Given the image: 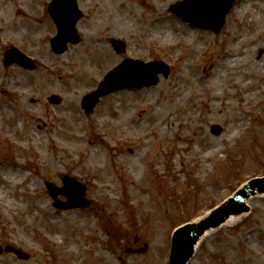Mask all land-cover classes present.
<instances>
[{
    "label": "rangeland",
    "instance_id": "obj_1",
    "mask_svg": "<svg viewBox=\"0 0 264 264\" xmlns=\"http://www.w3.org/2000/svg\"><path fill=\"white\" fill-rule=\"evenodd\" d=\"M0 1L11 7L9 15L0 7V178L11 169L20 173L15 192L0 193V248L13 245L30 255L25 261L0 252V264H169L172 233L178 225L205 215L247 181L264 176V14L254 17L259 23L238 48L228 45L242 38L235 30L246 25L250 15L237 9L250 0H237L217 33L190 26L172 14L170 7L179 0H120L110 6L79 0L85 11L78 25L82 41L70 45L64 55L51 50L57 30L43 16L44 0H33L24 20L16 14L22 0ZM254 1L264 5V0ZM100 6L107 10L95 21ZM129 15L143 21L126 24ZM158 19L171 36L145 34ZM113 39L126 42L124 54L115 51ZM198 39L203 41L199 47ZM12 46L33 57L39 68L6 67L4 52ZM238 50L251 55L252 66L245 72L255 74L250 82L260 88L256 98L240 96L229 103L227 93L238 87L227 88L231 78L222 74L214 90L211 79L224 57ZM129 57L164 61L170 74L161 76L156 86L106 96L86 116L80 98ZM45 81L49 82L44 86ZM52 94H59L64 103H50ZM126 103L132 105L130 116L107 115ZM162 105L168 113L155 126L147 124L142 133L132 134V120ZM69 108L78 114L80 131L73 134L80 138L78 150L62 141L69 131L64 114ZM213 109L223 114L214 117ZM236 116L244 119V126L230 142L229 127ZM147 134L149 143L143 150ZM92 141L107 155L106 161L88 162ZM65 175L87 185L90 207L61 211L53 206L46 183L61 185ZM248 205L250 211L235 227L212 230L189 264H245L256 253L255 246L263 249L264 195L251 198ZM250 233L254 238L249 244ZM226 243L233 249L225 248Z\"/></svg>",
    "mask_w": 264,
    "mask_h": 264
},
{
    "label": "water",
    "instance_id": "obj_2",
    "mask_svg": "<svg viewBox=\"0 0 264 264\" xmlns=\"http://www.w3.org/2000/svg\"><path fill=\"white\" fill-rule=\"evenodd\" d=\"M236 0H185L175 4L172 10L184 21L198 25L202 28L212 29L218 32L225 23L226 15ZM55 4L65 5L68 8H53V19L58 26V34L52 40V49L57 54L67 51L68 43L76 44L80 41L76 24L81 17L76 7V0H56ZM74 5V7H73ZM118 52H122L124 46L116 44ZM6 65L17 63L22 67L33 70L34 62L13 48L5 54ZM168 75L169 69L160 62L145 65L140 62L127 61L111 71L92 94L86 96L83 107L90 114L98 104L102 96L108 95L120 89L141 88L158 82V74ZM53 101L58 102L57 97ZM63 186L47 183L50 195L54 199V206L61 210L87 208L91 201L86 198V186L76 179L65 176ZM264 193V177L249 181L234 197L230 198L222 206L214 210L206 219L199 224H188L175 231L172 239L170 264H187L193 257L195 247L206 231L214 229L224 223L232 215H240L249 210L247 200L256 194ZM60 196L66 198L61 201ZM15 254L19 259L29 260L30 256L13 246L0 248V252Z\"/></svg>",
    "mask_w": 264,
    "mask_h": 264
},
{
    "label": "bare ground",
    "instance_id": "obj_3",
    "mask_svg": "<svg viewBox=\"0 0 264 264\" xmlns=\"http://www.w3.org/2000/svg\"><path fill=\"white\" fill-rule=\"evenodd\" d=\"M98 1H100L106 5H109V6L111 5V2L121 3L120 0H98ZM252 1L253 0H250L246 5H243L242 7H239L237 9L239 11V13L250 15V20L242 28H236L235 32L240 31L242 34V38L240 40L235 39L234 41L229 42L228 45L231 48H238L239 47L238 45L241 42V40L245 36L250 35L249 32L251 31L253 24L259 23L258 20H254V17L262 16L264 14V5L259 1H254V2H252ZM104 4H103V6H104ZM103 6H102V8H103ZM0 7H2V10H1L2 14L9 15L11 13V7L9 4L4 3L3 1H0ZM4 7H5V10H4ZM102 8L100 9L101 13L99 12L95 21H99L98 19H101L100 17L103 16V12H105L104 10H107V7H104L103 9ZM29 9H31V2H30V0H26V6L23 9V12L27 11ZM17 14H19V11L17 12ZM142 21H143V19L136 16V15H129L124 20V23L135 24V23H141ZM108 25H110V23H106L104 26H108ZM16 30H17V27H14L13 31H16ZM116 32H119V31H117V30H110L109 31V33H116ZM145 34L149 35V37H151L155 34H158L161 36L163 35V36H167V37L171 36V34L168 30V27H166V25H162L160 23V19H158L154 24H149L147 29H146ZM192 37H194V35H192ZM202 43H203V41L201 39H198L197 47L201 46ZM109 58H113V56L112 57L110 56ZM262 63H263V59L257 65H255V67L257 68L259 65H262ZM251 66H252L251 55L246 50H242V51L238 50V51L234 52V55L224 57V61L221 62V65L217 69L216 73L212 71L213 75H214V73L216 74V76L211 79L213 89L214 90L218 89L219 79H220L221 75L224 74L226 79L231 78L226 82V84L228 83L227 88L231 89L233 86L238 87L237 91L227 93V97L229 98V103L232 101L234 102V100H236L237 97L239 99L240 96H243L246 98H256L257 97V91L260 87L259 86L256 87L253 83L250 82L255 78V74H253L252 72H249V73L245 72L246 68H248V67L251 68ZM226 73H231V76L227 77ZM206 76H207L206 78H209L210 72L206 73ZM232 77H235V78H232ZM48 82L49 81H45L43 83V85L44 86L47 85L46 83H48ZM211 95H212V98L214 100L218 99V94L215 91H212ZM181 98L182 97H180V99ZM32 99L35 101L37 100L35 97ZM134 104L135 103H133V105ZM131 106H132L131 104L126 103L124 105H121V108H122L121 110H119L117 108L113 114H112L113 110L108 111L107 115L110 117H112L113 115L116 117L117 116L121 117L120 115H122V116L126 115L128 117L131 115V112H129V110H131L130 109ZM25 108H26V106H22L21 110L26 111ZM161 108L163 109V111ZM6 111H8V110H6ZM166 113H168V108L165 105H162L160 107H156V109L153 110L150 114H148L146 116L140 114L139 119L132 120L129 124V126H130L129 129H131L132 134L136 133V132L142 133L144 131V127L147 124H150V125L153 124L155 126L158 123V119L160 118V116L165 115ZM64 114L67 115L66 125L69 127V129H68L69 131L66 133L65 139H63L62 141L66 142V145H69L71 148H73L75 150L81 149L82 146L80 144V138L73 136L74 133H77L78 131H80V127L78 125V114L73 110V108L67 109ZM212 114L215 117V116H219L220 114H223V112L220 109L219 110L213 109ZM243 126H244V119L241 116H236V117L232 118L231 125L229 127V135L227 137V140L230 142H233L234 139H237V137L239 136L240 131L243 128ZM92 128H94V127H92ZM7 129H9V128L7 127ZM149 138L150 137L148 134L144 135V144L142 145L143 150L147 148L146 146L149 143ZM36 142L38 143L39 140L36 139ZM90 145H91L93 151L90 153V155L87 158L88 162H90L91 164H95V163L100 162L102 160H104V161L107 160V155L103 154V152L100 151V148L98 147L97 142L92 141V142H90ZM206 154H207V152H206ZM139 155H140V157H142L143 152L139 153ZM205 157H209V154H207ZM127 158H128V156H127ZM12 164L14 166L18 165L17 162H13ZM132 164L137 165L138 162L133 161ZM14 166H12V167L14 168ZM132 169L134 170L135 168L133 167ZM19 175H20L19 171L15 170V169H11L8 172H6L3 175L5 179L0 178V193L5 194L6 191L7 192L13 191V186H14L15 182L18 181ZM13 192H15V191H13ZM0 197L3 198L2 195H0ZM243 219H244V217H241V216L230 217L221 227L224 229L233 228L240 222V220H243ZM210 234H211V231L207 232L202 237L200 242L210 238ZM253 238H254L253 233H250L248 236L247 242L250 244L253 241ZM252 246H255V245L252 244ZM224 247L227 248L228 250L233 249L229 243L224 244ZM255 250H256V253H251V255L247 257L245 264H264V248L259 250V248L257 246H255ZM230 256L232 259L234 258L233 255H230Z\"/></svg>",
    "mask_w": 264,
    "mask_h": 264
},
{
    "label": "flooded vegetation",
    "instance_id": "obj_4",
    "mask_svg": "<svg viewBox=\"0 0 264 264\" xmlns=\"http://www.w3.org/2000/svg\"><path fill=\"white\" fill-rule=\"evenodd\" d=\"M43 5H44V9H45L43 16H44V18H46V19H48V18L50 19V17H49V13H48V8H47L48 3H47V2H44Z\"/></svg>",
    "mask_w": 264,
    "mask_h": 264
}]
</instances>
